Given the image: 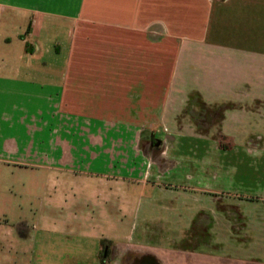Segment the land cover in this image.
Here are the masks:
<instances>
[{
	"label": "crops",
	"instance_id": "crops-1",
	"mask_svg": "<svg viewBox=\"0 0 264 264\" xmlns=\"http://www.w3.org/2000/svg\"><path fill=\"white\" fill-rule=\"evenodd\" d=\"M0 171L43 178L53 207L93 178L121 196L127 184L153 207L120 216L129 238L153 243L170 221L179 264H264V0H0ZM193 202L209 212L183 225L155 213ZM47 210L35 219L57 218ZM114 229L97 237L98 264Z\"/></svg>",
	"mask_w": 264,
	"mask_h": 264
},
{
	"label": "rangeland",
	"instance_id": "rangeland-1",
	"mask_svg": "<svg viewBox=\"0 0 264 264\" xmlns=\"http://www.w3.org/2000/svg\"><path fill=\"white\" fill-rule=\"evenodd\" d=\"M46 62L52 63L51 60H46ZM60 63L62 68V62ZM47 105V103L44 104L42 111L48 112ZM190 127L195 128L194 125ZM31 178L34 177L18 173L12 175V180L10 173L0 171V264H98L96 260V249L99 242L97 237L100 232H105L106 235L110 233L112 226H115L113 234L115 241L111 243L105 240L106 243L101 244L98 256L101 264L104 247L105 245L111 246V244L117 245L115 247L117 256L111 261L110 256L107 257V264H125L126 256L132 259L134 256L141 257L146 254H154L162 264L173 262L179 264L181 260L179 235L182 228L179 224L174 223L173 226L170 221H157L156 224L161 226H156L153 243H149L148 239L142 235H133L132 238L127 236L129 222H121L120 216H131L137 211L153 212L152 206L148 208L147 205H143L138 199L126 193V189L129 188L127 184H122L123 196H121L120 184L117 186L114 184L113 187L105 190L102 186L103 181L93 178L84 196L81 190L76 193L69 188L63 189L62 192L65 191V194L60 196L61 204L53 207L47 203V195L51 194L53 189L42 185L43 178L40 180ZM161 192L166 200L173 199L175 203L177 196L168 190H159L157 201L163 200ZM71 197L75 198L73 203H71ZM220 200L223 208L225 205L232 204L238 209L241 205L237 202L240 201L238 199L235 203L221 198ZM15 205L22 210L20 213L23 217L22 222L12 220L17 218V216L10 215L14 213L13 206ZM170 207L166 209V207L156 205L155 213L162 218L167 214H172L173 217L176 216V223L180 222L182 225L184 222L180 219L184 218L183 215L187 212L193 211L194 215L198 212V216L209 212L204 204L197 202H193L187 211H181L178 204ZM51 209H54L53 211L59 209L60 215L57 212V218L54 220L35 219L46 210L48 213L52 212ZM26 211L36 215L27 214ZM70 214L71 216L86 215V218L90 216L93 220L91 223H88L89 220L81 222L72 217L68 220ZM256 215L257 226L264 228V211H257ZM239 222L241 223V220ZM173 227L176 230L175 235L169 233Z\"/></svg>",
	"mask_w": 264,
	"mask_h": 264
},
{
	"label": "trees",
	"instance_id": "trees-1",
	"mask_svg": "<svg viewBox=\"0 0 264 264\" xmlns=\"http://www.w3.org/2000/svg\"><path fill=\"white\" fill-rule=\"evenodd\" d=\"M155 143H156V142L154 141V144H155ZM105 243H106V241L103 240L102 244H105ZM106 247H110V246L105 245L104 249H105ZM103 253H104V250H103ZM103 253H102V258H103ZM107 255H108V257L111 255V253H110V248H108V254H107ZM102 261L105 262L106 259L103 258Z\"/></svg>",
	"mask_w": 264,
	"mask_h": 264
},
{
	"label": "flooded vegetation",
	"instance_id": "flooded-vegetation-1",
	"mask_svg": "<svg viewBox=\"0 0 264 264\" xmlns=\"http://www.w3.org/2000/svg\"><path fill=\"white\" fill-rule=\"evenodd\" d=\"M105 250H106V257H107V254H108V248H106ZM105 250H104V253H103L104 256H105Z\"/></svg>",
	"mask_w": 264,
	"mask_h": 264
},
{
	"label": "water",
	"instance_id": "water-1",
	"mask_svg": "<svg viewBox=\"0 0 264 264\" xmlns=\"http://www.w3.org/2000/svg\"><path fill=\"white\" fill-rule=\"evenodd\" d=\"M158 146L160 145V143L158 142V144H157ZM105 256H106V250H105Z\"/></svg>",
	"mask_w": 264,
	"mask_h": 264
}]
</instances>
